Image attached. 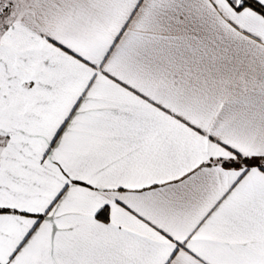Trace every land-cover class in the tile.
<instances>
[{
    "label": "snow or ice",
    "instance_id": "snow-or-ice-1",
    "mask_svg": "<svg viewBox=\"0 0 264 264\" xmlns=\"http://www.w3.org/2000/svg\"><path fill=\"white\" fill-rule=\"evenodd\" d=\"M0 264H264V0H0Z\"/></svg>",
    "mask_w": 264,
    "mask_h": 264
}]
</instances>
